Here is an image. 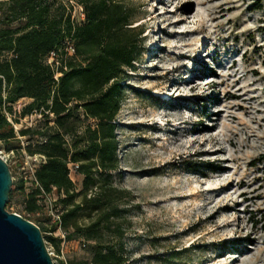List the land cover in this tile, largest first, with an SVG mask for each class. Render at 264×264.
<instances>
[{
	"label": "rangeland",
	"instance_id": "1",
	"mask_svg": "<svg viewBox=\"0 0 264 264\" xmlns=\"http://www.w3.org/2000/svg\"><path fill=\"white\" fill-rule=\"evenodd\" d=\"M124 1L138 59L121 81L111 182L125 194L119 231L97 241L122 245L129 264H264V0ZM27 101L5 111L15 136L9 149L0 140V155L13 181L37 142L19 131L45 126L38 112L19 116ZM70 177L79 191L82 175ZM5 209L38 217L43 237H57L46 211L25 212L22 193ZM70 235L54 264L90 260L94 241Z\"/></svg>",
	"mask_w": 264,
	"mask_h": 264
},
{
	"label": "trees",
	"instance_id": "2",
	"mask_svg": "<svg viewBox=\"0 0 264 264\" xmlns=\"http://www.w3.org/2000/svg\"><path fill=\"white\" fill-rule=\"evenodd\" d=\"M77 6L83 17L75 14ZM133 16L124 0H0V140L10 148L8 140L15 133L5 111L13 113L15 102L30 98L19 116L38 112L45 126L26 127L19 133L36 138V148L28 154L44 156L35 180L45 192L63 193L58 200L67 239L72 231L94 241L90 260L82 264H129L122 245L100 244L97 236L103 230L120 229L113 219L120 216L117 200L125 190L111 182L118 167L114 120L122 101L121 81L138 59ZM66 40L75 52L52 69L44 59ZM56 71L61 73L57 80ZM88 119L93 126L84 124ZM68 161L78 163L79 191ZM15 192L22 193L25 212H37L38 189L25 191L20 177L11 185L8 203ZM81 214L95 217L83 227L77 223ZM25 218L45 230L38 217ZM44 238L59 251L60 238Z\"/></svg>",
	"mask_w": 264,
	"mask_h": 264
},
{
	"label": "water",
	"instance_id": "3",
	"mask_svg": "<svg viewBox=\"0 0 264 264\" xmlns=\"http://www.w3.org/2000/svg\"><path fill=\"white\" fill-rule=\"evenodd\" d=\"M13 178L0 155V264H54L40 228L5 205Z\"/></svg>",
	"mask_w": 264,
	"mask_h": 264
},
{
	"label": "built area",
	"instance_id": "4",
	"mask_svg": "<svg viewBox=\"0 0 264 264\" xmlns=\"http://www.w3.org/2000/svg\"><path fill=\"white\" fill-rule=\"evenodd\" d=\"M74 8L75 9L77 8L80 17H83L82 7L77 6ZM74 52L75 49L73 43L70 40H66L61 48L50 51L48 55L45 57L44 62L48 64L52 69H57L56 67L62 64V59H65L66 56L73 55ZM60 75L61 73L56 71L53 77L55 80H57ZM24 158L25 159L23 165L20 168L24 170L23 173H25L26 175L24 174L22 176V179L24 180V183L30 184L31 189L39 190L37 194L38 197L37 203L39 205V209L37 210V212L46 211L48 217L50 218L52 226L54 227V230H52L51 233L57 234V237L60 238L61 248L59 250V255L58 254L55 255L54 251L52 249H49V247H47V249L51 257L58 256L63 258L62 247L64 242L68 240L66 237V231L62 227V213L64 209L62 207V204L58 200V196L57 197L53 196V191L55 190H52V192H45L34 178V172L44 161V156L42 154L34 153V154H25ZM67 167H68L69 175L73 173H77L78 163L68 161ZM27 174H29V176H27ZM60 193L61 196H63V193L62 192ZM82 245L84 246V244Z\"/></svg>",
	"mask_w": 264,
	"mask_h": 264
},
{
	"label": "crops",
	"instance_id": "5",
	"mask_svg": "<svg viewBox=\"0 0 264 264\" xmlns=\"http://www.w3.org/2000/svg\"><path fill=\"white\" fill-rule=\"evenodd\" d=\"M22 99L28 100V101H27V103H29V102L31 101V99H30V98H26V97H24V98H21V100H22ZM19 100H20V99H19Z\"/></svg>",
	"mask_w": 264,
	"mask_h": 264
}]
</instances>
